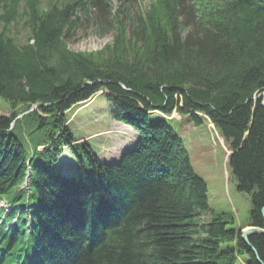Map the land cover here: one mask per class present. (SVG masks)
Instances as JSON below:
<instances>
[{
	"label": "trees",
	"instance_id": "1",
	"mask_svg": "<svg viewBox=\"0 0 264 264\" xmlns=\"http://www.w3.org/2000/svg\"><path fill=\"white\" fill-rule=\"evenodd\" d=\"M112 2L0 0V200L21 225H0V264H264V233L248 244L241 233L264 230V0H152L126 19ZM84 24L113 32L111 45L71 51ZM98 92L138 135L118 161L69 129L66 113ZM174 112L224 140L236 190L250 197L245 226L209 208L161 117Z\"/></svg>",
	"mask_w": 264,
	"mask_h": 264
},
{
	"label": "rangeland",
	"instance_id": "2",
	"mask_svg": "<svg viewBox=\"0 0 264 264\" xmlns=\"http://www.w3.org/2000/svg\"><path fill=\"white\" fill-rule=\"evenodd\" d=\"M48 1L41 0L42 8H45ZM151 1L113 0L112 5L114 9H118L121 12L120 17L126 19L137 11H146ZM17 29L15 37L17 43L22 44L26 37V31L20 26ZM112 34L113 32L109 31L99 34L91 25L84 24L74 33L67 46L73 52L95 53L111 45ZM104 100L100 93H97L89 101L74 106L66 113V117L69 119V129L73 136L76 139L82 138V140L87 137L88 145L98 154H101L100 152L107 145H111L113 140L127 147L135 141L134 134L128 129L124 127L117 131L112 129L111 117L106 112L113 111V107L109 106ZM8 113V104L0 99V115L3 116ZM156 113V111L150 112L151 115L159 118ZM165 120L167 122L172 121L169 125L181 138L194 172L205 181L209 208L215 214H224L230 223H232L231 219H233L234 224L228 227L239 228L245 226L251 209L250 197L236 190V182L226 168V160L229 155L226 144L218 135V132L216 133L213 125L205 121L202 125L195 126L188 117H181L176 112ZM106 131L107 134L105 133ZM94 134L101 135L93 138ZM18 135L24 138L23 132H18ZM77 143H81V140ZM119 149V147L115 148V146H112V148L105 150L103 153L106 157H118L125 148ZM64 158L66 163L71 160L67 150H64ZM60 167L61 165L57 164L55 168L59 171ZM244 258L241 256V259ZM241 259L238 261L241 262Z\"/></svg>",
	"mask_w": 264,
	"mask_h": 264
},
{
	"label": "water",
	"instance_id": "3",
	"mask_svg": "<svg viewBox=\"0 0 264 264\" xmlns=\"http://www.w3.org/2000/svg\"><path fill=\"white\" fill-rule=\"evenodd\" d=\"M264 100V99H263ZM262 217L264 219V208L262 209ZM264 233V230H261V229H258V228H249L247 230H245L242 234V239L243 241L248 244V237L250 235H256V234H263Z\"/></svg>",
	"mask_w": 264,
	"mask_h": 264
},
{
	"label": "bare ground",
	"instance_id": "4",
	"mask_svg": "<svg viewBox=\"0 0 264 264\" xmlns=\"http://www.w3.org/2000/svg\"><path fill=\"white\" fill-rule=\"evenodd\" d=\"M94 96V95H93ZM263 99H264V97H263ZM262 99V102H263V105H264V100ZM154 112V111H153ZM164 117H166V116H162V118L165 120V119H167L168 117H166V118H164ZM169 117H171V116H169ZM166 121V120H165ZM167 122V121H166ZM170 122H172V121H170ZM169 122V123H170ZM168 123V122H167ZM168 123V124H169ZM170 126V125H169ZM126 127V126H125ZM171 127V126H170ZM214 127V126H213ZM174 131V130H173ZM175 132V131H174ZM176 133V132H175ZM136 143H137V140H136V142H135V145H136ZM249 238V237H248Z\"/></svg>",
	"mask_w": 264,
	"mask_h": 264
}]
</instances>
